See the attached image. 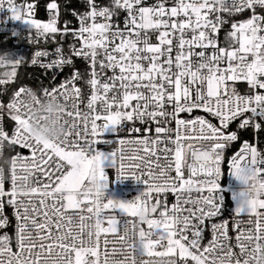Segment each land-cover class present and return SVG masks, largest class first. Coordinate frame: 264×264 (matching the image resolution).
Here are the masks:
<instances>
[{
    "label": "snow or ice",
    "instance_id": "6c2138e0",
    "mask_svg": "<svg viewBox=\"0 0 264 264\" xmlns=\"http://www.w3.org/2000/svg\"><path fill=\"white\" fill-rule=\"evenodd\" d=\"M87 5L88 11L73 13L78 29L64 21L61 30L57 0L47 4V22L33 18L32 3L0 0V12L10 14L0 25L8 19L27 25L23 32L13 29V37L38 43L57 34L72 36L68 55L58 46L54 53L36 51L31 63L52 70L55 79L57 69L74 68V58L83 59L91 89L84 112L79 70L58 86L42 88V96L63 104L66 132L55 142L32 132L24 97L33 89L20 86L7 101L0 99V147L6 142L14 150H30V156L17 151L11 157L10 175L0 168V230L9 225L4 197H10L16 218L14 237L0 234V264H264V197L246 200L233 192L234 215L248 217L234 222L235 243L225 220L211 224L212 239L202 244L205 221L221 215L225 204L224 153L238 139L236 131L227 132L230 124L240 119L239 129L264 126V0L170 5L169 0H110L106 6L87 0ZM120 11L126 13L123 27L114 19ZM245 12L248 18L231 23L227 43L220 46L217 34L228 22L223 14ZM50 55L55 58L47 63L40 59ZM21 63L10 52L0 53V67L11 68L0 74L5 86L0 97ZM241 80L249 86L243 95L235 86ZM197 109L219 124L199 115L180 118ZM5 113L14 122L11 131L3 125ZM133 121L146 127H126ZM152 124L155 137L147 135ZM106 131L116 139H99ZM125 131L129 137L120 136ZM101 143L116 147L103 151L95 147ZM245 162L264 189V151L244 141L227 162L229 174ZM106 167L115 169L117 180L131 177L143 184V191L132 201L106 197ZM169 192L176 196L171 208L159 198Z\"/></svg>",
    "mask_w": 264,
    "mask_h": 264
},
{
    "label": "built area",
    "instance_id": "2783aa9c",
    "mask_svg": "<svg viewBox=\"0 0 264 264\" xmlns=\"http://www.w3.org/2000/svg\"><path fill=\"white\" fill-rule=\"evenodd\" d=\"M50 2H52V0H49L45 3H43L42 0H16L17 4L32 3L34 5V17L33 18L38 19L41 22H47V20L49 19V12L47 10V4ZM155 2L156 0H145L146 4H152ZM57 3L59 5V10H60V17L58 20L57 27L62 30L65 26L64 21H70V27L73 29H78L79 21L77 19V16L73 15V13L75 12V13L82 14L88 11L89 9L87 5V0H70V1L67 0L63 5H61L59 1H57ZM98 3H100L102 6H106L110 3V0H98ZM171 3H172V0H169V5ZM7 15H10V14L6 12H0V20H3L5 17H7ZM248 15L249 13L247 12L236 15V16H232V17L227 16V14H223V18L227 20L228 22L223 24L220 27V30L217 34L220 46H225V44L227 43L228 33L231 31V23L237 22V21H243L248 18ZM125 16H126V13L123 11H120L118 16L114 18L119 22L121 27H123V21H124ZM13 29H18L21 32H23L27 30V25H24L23 23L19 21L8 19L6 24L0 27V42L10 41L12 44L11 51H4V52H10V53L14 52L17 55L19 54L18 55L19 58H22V61H25L26 65L29 68L38 70L42 74V76H36L37 80H36L35 85H31L28 83H20L15 89H17L20 86H27L33 89L35 92H37L38 95L42 96L41 95L42 88H51L53 86H58L60 82L63 81L65 78L69 77L74 70H79L81 73L84 74L83 79L80 81H77V87H80L82 89V94H83V101L80 103V108L82 111L87 112L88 110L86 108V104H87L88 98L91 95V89L85 83V81L89 79L88 63L86 61L80 58H74L75 67L73 68L72 66H65L62 71L57 69L55 71V79H53L52 70H47V69L39 67L38 65H32L31 63V59L36 51L46 50L49 53H54L55 48L58 46L62 47L65 55H68L69 46L74 42L73 37L69 35L64 38H61L60 35L57 34L55 36V39H53L50 36L47 40H45L44 38H40L38 43H30L27 40H22V39H19L18 37H13L12 36ZM25 35L27 34L25 33ZM152 41L153 43L157 42L155 35L152 36ZM197 51H199V49H197ZM210 51L211 49H209V52ZM174 54L175 53H173V55ZM54 58L55 57L53 55H50L48 57H41L40 59L43 60L45 63H47L51 59H54ZM108 75H111V72H108ZM229 83L231 84L232 82H229ZM235 86L237 88V91L241 95L246 94L249 91V86L247 85L246 81H243V80L237 81L235 82ZM11 94L12 92L9 94V96ZM197 115L202 116L205 119H208L213 124H217V125L219 124V121L216 118L204 112L202 109L194 110L192 114L181 113L180 118H188L189 116L195 117ZM245 115L248 116L250 115V113L245 114ZM98 123H102V121ZM239 123H240V119L233 121L230 124L229 129L227 130V132L236 131L238 134V139L237 141L230 142L229 146L225 149L224 155L226 154L227 151L231 150L233 146L235 145L237 146H236V149L233 150L231 154L228 156V159L225 157V163L222 165V168L224 169V173L222 175L220 184H221V189H222V195L224 196V199H225V204L223 206V211L221 215L214 217L211 220L205 221L204 232H203L204 239L202 241V244H205V245L212 239V229H211L212 223H221L227 220L228 227H229V236L232 238L231 242L234 244L235 237L237 234L234 222L236 220L246 221L248 219L247 216H235L234 215V210L232 206L233 201H234L233 192L237 191L239 185L236 183L235 179L229 174L227 162L232 155H234L236 152L239 151L244 141H248L250 144H253L259 149L258 134L261 131V129L256 130L252 127H249L246 129H239L238 128ZM3 125L5 129L8 131H11L14 127V122L10 119V116L7 113L4 114ZM131 126L139 127L142 129L146 127V125L140 124L139 121L128 122V124L126 125V127H131ZM169 126L173 129L172 139L174 140L175 139V122L173 121ZM151 127L153 131L147 133V135L155 137L154 128L156 127V125L152 124ZM120 136L129 137L130 134L127 131H125L123 133H120ZM131 138H141V134H132ZM99 139L114 140L116 139V137L113 132L106 131L103 134V137H99ZM95 147L103 151L104 150L111 151L114 147H116V145L115 144L105 145L101 143V144L95 145ZM160 147L162 148L164 147V145H161ZM18 150L19 148H17L16 150H13L12 152H6V154L12 157L16 155V152ZM22 152L24 153L25 156H30V150L23 149ZM158 154L160 153L158 152ZM187 163H192V158H191L190 153L187 157ZM9 170H10V167L5 168L6 175H10ZM105 170H106V174L109 177V186L105 190L106 197L119 199L122 201H132L135 197H137L143 191L144 185L135 181L131 177L117 180L116 172L114 168L110 167V168H106ZM184 174H185V178H188L189 173H188L187 167L184 168ZM172 175H175V173L173 172ZM10 188H11V184L9 181L5 184V189L6 191H8L10 190ZM153 196L155 197V194H153ZM9 198L10 197L3 198V201H4L3 215L8 218L9 225L5 229L0 230V234H3V232H7L10 236L14 237L15 231H16V218L14 215L15 209L11 205L8 204L7 201ZM159 198L162 201L166 199L169 208H171V205L176 202V196L175 194L171 192L167 193L166 197L164 194H161ZM154 202H155V199L151 201V203H154ZM261 211H264V210H261ZM106 226H107V223L105 222V227ZM144 227L145 229H147V225H144ZM145 259H147V257H145Z\"/></svg>",
    "mask_w": 264,
    "mask_h": 264
},
{
    "label": "clouds",
    "instance_id": "9594fccd",
    "mask_svg": "<svg viewBox=\"0 0 264 264\" xmlns=\"http://www.w3.org/2000/svg\"><path fill=\"white\" fill-rule=\"evenodd\" d=\"M24 99L31 110L33 134L42 140L53 142L61 140L66 132L62 102L40 96L35 91L30 92ZM13 150L12 145L3 142L0 147V168L11 167L12 159L6 152ZM233 178L239 185L237 191L243 194L244 199L264 197V189L260 188L261 177L257 176L246 162L233 169Z\"/></svg>",
    "mask_w": 264,
    "mask_h": 264
},
{
    "label": "trees",
    "instance_id": "16d2710c",
    "mask_svg": "<svg viewBox=\"0 0 264 264\" xmlns=\"http://www.w3.org/2000/svg\"><path fill=\"white\" fill-rule=\"evenodd\" d=\"M49 0H42L43 3L47 2ZM63 5L67 0H57ZM70 1V0H68ZM12 44L10 41L0 42V53L4 51H11ZM2 68H0L1 73ZM17 72V78L12 80L10 84L7 86L8 91L0 97V99L6 101L9 94L14 90L20 83H28L31 85L36 84V76H42L41 72L32 68H29L26 65L25 61H22V63L16 68ZM5 86H0V88H3ZM243 138V137H242ZM236 146H233L231 150L227 151L225 154V157L228 159V156L231 154L233 150L236 149ZM258 146L261 151H264V126L262 127L261 131L258 134Z\"/></svg>",
    "mask_w": 264,
    "mask_h": 264
},
{
    "label": "rangeland",
    "instance_id": "374dc122",
    "mask_svg": "<svg viewBox=\"0 0 264 264\" xmlns=\"http://www.w3.org/2000/svg\"><path fill=\"white\" fill-rule=\"evenodd\" d=\"M12 54H14V56H16L17 58H19V54L17 55V54H15L14 52H11ZM17 53V52H16ZM0 68H2V67H0ZM11 71V68L9 67V68H2V70H1V73L0 74H2L4 71ZM104 151H108V150H104ZM106 168H110V167H106ZM237 183V182H236ZM238 184V183H237ZM235 205H236V202L235 201H233V204H232V206H233V210H234V207H235Z\"/></svg>",
    "mask_w": 264,
    "mask_h": 264
},
{
    "label": "water",
    "instance_id": "95a60500",
    "mask_svg": "<svg viewBox=\"0 0 264 264\" xmlns=\"http://www.w3.org/2000/svg\"><path fill=\"white\" fill-rule=\"evenodd\" d=\"M18 151L22 152V151H23V149H19Z\"/></svg>",
    "mask_w": 264,
    "mask_h": 264
}]
</instances>
